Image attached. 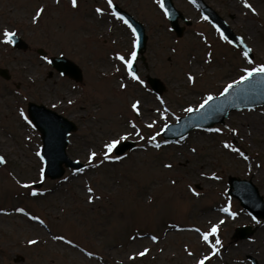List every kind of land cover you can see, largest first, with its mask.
Returning a JSON list of instances; mask_svg holds the SVG:
<instances>
[{"label":"rangeland","instance_id":"obj_1","mask_svg":"<svg viewBox=\"0 0 264 264\" xmlns=\"http://www.w3.org/2000/svg\"><path fill=\"white\" fill-rule=\"evenodd\" d=\"M172 1L190 22L179 19L181 36L160 0H0V68L10 75L0 76V264H264V219L227 192L233 176L250 180L264 200V104L175 141L160 134L187 108L264 65V0H203L251 49L250 58L191 0ZM113 3L144 26L137 79L126 63L135 35ZM5 31L28 48L12 47ZM51 56L75 62L82 80L61 75ZM148 75L163 83L159 96ZM28 101L76 123L66 151L82 168L43 177ZM114 140L135 145L105 158ZM242 226L251 230L243 238Z\"/></svg>","mask_w":264,"mask_h":264},{"label":"water","instance_id":"obj_2","mask_svg":"<svg viewBox=\"0 0 264 264\" xmlns=\"http://www.w3.org/2000/svg\"><path fill=\"white\" fill-rule=\"evenodd\" d=\"M160 1L163 12L170 22L171 29L175 31L177 36H181L183 26L179 25V19L183 20L186 24L190 22L186 21L182 12L175 8L172 0ZM191 1L218 29L224 38L228 39L236 47L241 48L243 53H245L248 48L243 40L232 32L226 22L214 10L206 5L203 0ZM112 9L127 21L134 32V52L136 55L135 59L132 60L131 73H134L136 76L137 68L134 60L137 59L138 54L143 53L146 45L144 26L117 4H113ZM10 42L12 47L16 49L26 50L28 48L26 41L17 35ZM37 52L40 55H45V51L42 49H38ZM251 56L252 54L249 52L246 57L250 58ZM48 60L51 66L61 75L67 76L75 82L82 80V70L72 60L63 56H51ZM128 72L130 73L129 69ZM0 76L6 80L10 78L6 68H0ZM146 82L157 96L165 89L163 83L157 77L148 75ZM233 85V88L224 96L220 94L213 96L215 99L210 101L200 111H195L194 109V111L187 112L186 115L179 117L175 122L166 124L167 127L164 126L161 136L166 140L174 141L186 136L194 129H208L217 123H223L224 119L233 110L264 104V73L255 74L248 81L238 85L233 83ZM26 112L28 119L40 134L41 146L39 156L43 162V177L57 179L62 177L66 168L78 170L84 166L80 161L71 159L66 151L70 133L77 130L75 122L44 104L33 101L27 102ZM134 145L133 141H122L114 149V153L122 155L127 150L133 149ZM0 157L3 158L4 163V157L2 155ZM3 163H0V166ZM228 185V194L236 197L240 205L252 216L264 219V200L250 180L230 176L228 178ZM250 231L249 226L237 228V234L241 238L245 237ZM250 259L253 261V264H256L254 259Z\"/></svg>","mask_w":264,"mask_h":264},{"label":"snow or ice","instance_id":"obj_3","mask_svg":"<svg viewBox=\"0 0 264 264\" xmlns=\"http://www.w3.org/2000/svg\"><path fill=\"white\" fill-rule=\"evenodd\" d=\"M72 3H73V6H76L77 0H72ZM109 3H111V0H109ZM245 6H246V7H250V5H248L247 3H245ZM97 11L99 12L100 9H97ZM39 14H40V13L38 12L37 15H39ZM125 23H127V21H125ZM4 35H5V37L7 38V41L10 42V41L12 40V38L15 36V33H11V32L5 31ZM249 52H251V49H247V50L245 51L244 55L247 56ZM135 55H136V53L133 52V53H132V58L129 59V60L126 62V63H127V67H128V69H129L130 73H131V69H132V60L135 59ZM118 58L121 59V60H124V57H122V56H120V57H118ZM245 73H246V74L243 75V76H241L239 80H237V81L234 82V84H237V85H238V84H241V83H243V82H245V81H248V80H249L250 78H252L255 74H258V73H264V65H260V66H257V67H253V68H251L250 70L246 69V70H245ZM131 74H132V76H133V79H137V77L135 76L134 73H131ZM189 78L192 79L191 76H190ZM233 86H234V85L231 84V83L228 84V85L224 88L223 92L220 93V95H221V96H224L226 93L229 92L230 89L233 88ZM214 99H215V97H213V96H211V95L207 96V97L204 99V101L199 105V107H198L197 109H195V111H200V110L203 109L206 105H208L210 101H213ZM70 103H71V102H70ZM132 107H133L134 110L137 109V104H133ZM185 111H187V112H192V111H194V109H192L191 107H189V108H187ZM149 127H152V125H149ZM165 127H167V125H165ZM162 131H163V129H162ZM215 131H219V130L217 129V130H215ZM157 135H158V134H157ZM123 139H126V137H121V140H123ZM152 139H155V137H153ZM119 143H120V141H118V140H114V141H112L111 143H109V144L106 145L105 158H108V154L111 153V152L113 151V149H115ZM157 147H159V145H157ZM226 147H227V145H226ZM95 155H96V153L93 152V153L91 154V156L89 157V159L91 160L92 157H95ZM0 163H3V158H2V157H0ZM169 167H170V166H169ZM89 191H91V189H90ZM223 211H224V212H228L229 209H228V208H224ZM221 223H223V221H221ZM216 231H217L216 226H213V228L211 229V231H210L209 233H205V234H204L203 239L207 240L208 237H209V235L215 233ZM29 243H33V244H34L35 241H29ZM215 243H216L217 245H219L221 242H220L219 239H217V240L215 241ZM145 251H147V250H145ZM144 254H145L144 252L139 253V255H141V256H143ZM205 259H207V258H205ZM199 264H204V261L201 260V261L199 262Z\"/></svg>","mask_w":264,"mask_h":264},{"label":"bare ground","instance_id":"obj_4","mask_svg":"<svg viewBox=\"0 0 264 264\" xmlns=\"http://www.w3.org/2000/svg\"><path fill=\"white\" fill-rule=\"evenodd\" d=\"M207 214H208V215H211V216H215V211H212V210H211V211H208ZM218 218H219V217H218ZM218 218H217V219H218ZM219 219H220V218H219Z\"/></svg>","mask_w":264,"mask_h":264}]
</instances>
